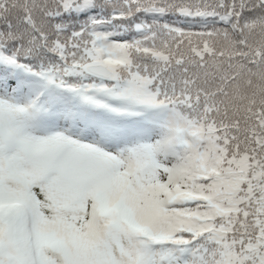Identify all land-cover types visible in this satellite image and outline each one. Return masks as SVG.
Masks as SVG:
<instances>
[{"label":"snow or ice","instance_id":"obj_1","mask_svg":"<svg viewBox=\"0 0 264 264\" xmlns=\"http://www.w3.org/2000/svg\"><path fill=\"white\" fill-rule=\"evenodd\" d=\"M0 264H264V0H0Z\"/></svg>","mask_w":264,"mask_h":264}]
</instances>
